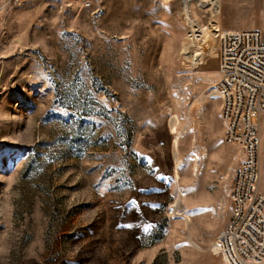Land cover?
<instances>
[{"label": "rangeland", "instance_id": "374dc122", "mask_svg": "<svg viewBox=\"0 0 264 264\" xmlns=\"http://www.w3.org/2000/svg\"><path fill=\"white\" fill-rule=\"evenodd\" d=\"M82 1L0 15V264H229L219 0Z\"/></svg>", "mask_w": 264, "mask_h": 264}, {"label": "built area", "instance_id": "2783aa9c", "mask_svg": "<svg viewBox=\"0 0 264 264\" xmlns=\"http://www.w3.org/2000/svg\"><path fill=\"white\" fill-rule=\"evenodd\" d=\"M21 0H0V15ZM84 7L90 2L83 0ZM223 142L236 162L228 191L227 219L215 241L229 264H264V192L260 179V123L264 113V33L259 30L216 33ZM257 119V122H253Z\"/></svg>", "mask_w": 264, "mask_h": 264}, {"label": "crops", "instance_id": "0c3cea01", "mask_svg": "<svg viewBox=\"0 0 264 264\" xmlns=\"http://www.w3.org/2000/svg\"><path fill=\"white\" fill-rule=\"evenodd\" d=\"M32 0H21V3ZM264 7V0H219L217 30L241 31V30H260L264 33V28L260 24H252L250 27L240 28L234 21L243 17L256 21L264 20V10L258 11L257 7ZM260 190L264 192V183H260Z\"/></svg>", "mask_w": 264, "mask_h": 264}, {"label": "bare ground", "instance_id": "6f19581e", "mask_svg": "<svg viewBox=\"0 0 264 264\" xmlns=\"http://www.w3.org/2000/svg\"><path fill=\"white\" fill-rule=\"evenodd\" d=\"M186 4V3H185ZM186 12H188V13H190L189 11H188V9H186ZM205 55L203 54V55H201V57H200V59H198L197 60V62H198V64H200V63H203V57H204ZM215 92L214 91H212V94H214ZM213 96V95H212ZM177 124H178V121L176 120V119H171V122H170V128H171V131H172V133H174V134H176L177 132H176V126H177ZM174 150L176 151V148H177V137L175 138V140H174ZM176 177H177V175H176ZM175 177V178H176ZM220 207H222V204L220 203ZM173 213H174V215H176V216H179L180 214H179V212H178V204H177V202L175 203V205L173 206ZM180 217H182V218H184L185 219V221L187 222V223H189V218H187L186 216H182V215H180ZM213 246L215 247V249L219 252V254L221 255V257L223 258L224 257V255H223V253L221 252V249H220V247L218 246V244L216 243V241H214L213 242Z\"/></svg>", "mask_w": 264, "mask_h": 264}]
</instances>
